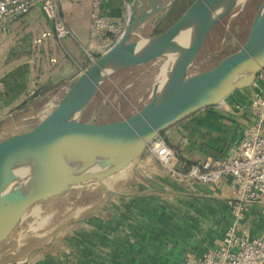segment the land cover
Instances as JSON below:
<instances>
[{
    "label": "water",
    "instance_id": "obj_1",
    "mask_svg": "<svg viewBox=\"0 0 264 264\" xmlns=\"http://www.w3.org/2000/svg\"><path fill=\"white\" fill-rule=\"evenodd\" d=\"M167 1L151 0L142 10L135 6L121 38L67 84L34 126L0 140V244L39 201L96 186L104 195L97 209L110 196L122 195L108 183L134 165L155 137L199 108L218 102L264 68V0L253 14L244 41L203 70L195 68L203 64L198 56L211 29L246 0H193L164 31L143 34L145 24L155 26L150 17L174 2ZM176 46V56H168L169 64L164 71L162 66L143 106L118 120L95 121L98 108L84 117L108 79L126 68L168 55ZM47 86V82L38 85L11 110L30 103ZM7 119H0V126ZM80 219L64 221L55 234L33 247L24 261ZM22 262L9 259L2 264Z\"/></svg>",
    "mask_w": 264,
    "mask_h": 264
},
{
    "label": "crops",
    "instance_id": "obj_2",
    "mask_svg": "<svg viewBox=\"0 0 264 264\" xmlns=\"http://www.w3.org/2000/svg\"><path fill=\"white\" fill-rule=\"evenodd\" d=\"M144 1L106 0L101 9L112 20L128 19L135 6L144 9ZM61 7L73 36L57 38L46 28L42 34L48 36L42 45L35 47V36H31L32 49L28 35L15 42L18 38L11 29L21 22L16 19L20 16L12 18L0 32V37H6L0 45V50H5V56H0V118L10 116L11 111L20 112L26 106L11 109L42 83H49L51 89L41 92L38 99L59 93V89H52L55 86L62 88L63 94L67 84L90 64L82 48V43L89 40L90 1H66ZM52 39L59 46L53 45ZM8 47L15 51L9 59ZM45 47L48 52L54 50L50 57L53 62L36 66L38 62L32 57H38L39 52L34 51H44ZM249 103L250 88H237L163 130L160 137L182 153L173 161L174 167L205 156L227 157L253 119ZM44 106L23 117L30 122L39 120L37 113ZM108 184L123 194L110 196L104 206L94 209L104 200L103 195L97 206L78 216L80 221L64 228L52 244L24 261L26 253L18 260L24 263L12 264H182L186 255L195 257L218 248L231 229L248 236H264V214L257 208L236 219L228 183H201L182 173L171 175L148 149Z\"/></svg>",
    "mask_w": 264,
    "mask_h": 264
},
{
    "label": "rangeland",
    "instance_id": "obj_3",
    "mask_svg": "<svg viewBox=\"0 0 264 264\" xmlns=\"http://www.w3.org/2000/svg\"><path fill=\"white\" fill-rule=\"evenodd\" d=\"M250 1L252 2L255 0ZM144 2L147 4L145 3L142 8H146L151 0H145ZM161 2L164 4L168 1L161 0ZM258 4L259 2H257V4L252 2L244 12L237 15L235 14L236 12L233 11L231 16L232 22L228 30H225V25L222 24L224 21V23H226V17L211 29L199 55L200 61L205 58L204 63L195 68L196 70L209 68L223 55L233 51L235 47H238L240 43L244 41ZM237 6H239V4ZM170 7L171 6L160 9L154 16L150 17L149 20L152 25L155 24L157 26L159 20L168 14ZM16 19L21 20V22L15 25L16 27L13 25L11 29V31L15 33L14 37L16 39L18 38L15 42H18L22 35H28L31 40V48V36H35L33 45L36 47L42 45L45 41L43 38L48 36H43L42 34L46 28L50 33L53 32L49 29L42 11L37 8H32ZM10 20L11 19L0 25V32L5 30V25L10 24ZM152 28L151 25H146L142 29V33L152 34L155 30ZM3 37L5 36L3 35L0 37V45L3 44ZM39 38H41V40H39ZM234 38H236V41L233 40ZM52 41L53 45L59 46L54 39H52ZM85 43L86 45L89 44L88 41H85ZM46 50H48L47 47H45L44 51H34L39 52L37 54L38 57H32L38 62V64H35L36 66L39 65L43 67L53 62L50 57L54 55V50L51 52ZM0 52H2L0 55L1 57L5 56V50H0ZM6 53L9 55L7 56L8 59L13 57L12 54L15 53L14 48L8 47ZM167 61L168 55H164L149 63L126 68L115 74L111 79H108L103 84L101 91H99L94 98L95 101H92L90 104L91 106L89 105L90 108L99 109V115L95 117V121L118 120L143 106L149 99L155 79L158 77L162 66L168 63ZM89 63L92 62L89 60ZM247 87L242 86L238 87V89H245ZM47 89H51L50 86H47L42 92H45ZM52 89H59V93L56 91V93L52 94L51 92L43 99H38L37 97V99H34L36 100L34 103H31L29 107H27L29 104L25 105L26 107H23L20 112L19 110L16 112L11 111V115L7 116L8 119L0 126V140L9 134L21 132L34 126L41 118H39V120L36 118L35 121H25L22 123L24 120L23 116L33 113L39 107H43L44 104V108L49 106L48 109H50V107H52L50 104L55 103L62 94V88L55 86ZM44 115L45 113L43 116ZM89 115L90 114H88L87 117ZM84 116L86 117V114ZM10 126L11 128H9ZM121 183H124V181H121ZM102 199L103 192H101L99 188L96 186H88L72 191L67 197H56L52 200L47 199L35 203L32 205L35 209L30 207L20 220L18 226H16L9 237L0 244V264L9 259L18 261L24 258L26 253L33 247L41 245L55 234L64 221L83 215L87 209L97 206ZM38 209L41 210L37 211ZM32 212L34 213L32 214Z\"/></svg>",
    "mask_w": 264,
    "mask_h": 264
},
{
    "label": "built area",
    "instance_id": "obj_4",
    "mask_svg": "<svg viewBox=\"0 0 264 264\" xmlns=\"http://www.w3.org/2000/svg\"><path fill=\"white\" fill-rule=\"evenodd\" d=\"M66 1L83 0H0V25L37 8L42 11L49 29L57 38L73 36L72 28L61 15L62 3ZM88 1L89 44L82 43V48L88 60L94 62L98 57L95 53L100 52V56L121 38L128 19L112 20L104 15L101 7L106 0ZM249 88L248 107L253 119L234 142L227 157L217 159L205 156L174 167L173 161L182 156L179 147L170 146L160 135L149 145L150 152L171 175L182 173L201 183H228L237 220L253 208L264 214V68L254 76ZM45 108L38 113L39 118L45 113ZM182 264H264V236H248L231 229L218 248L195 257L186 255Z\"/></svg>",
    "mask_w": 264,
    "mask_h": 264
},
{
    "label": "trees",
    "instance_id": "obj_5",
    "mask_svg": "<svg viewBox=\"0 0 264 264\" xmlns=\"http://www.w3.org/2000/svg\"><path fill=\"white\" fill-rule=\"evenodd\" d=\"M193 0H175L168 10V14L159 20L157 23L154 33L157 34L164 31L168 28L174 21H176L185 8L192 2ZM153 29V28H152ZM23 107V106H22ZM129 115V114H128ZM85 117V116H84Z\"/></svg>",
    "mask_w": 264,
    "mask_h": 264
},
{
    "label": "flooded vegetation",
    "instance_id": "obj_6",
    "mask_svg": "<svg viewBox=\"0 0 264 264\" xmlns=\"http://www.w3.org/2000/svg\"><path fill=\"white\" fill-rule=\"evenodd\" d=\"M260 1L261 0H255V1H252L253 3H256L257 4V2H259L260 3ZM251 1L250 0H246L245 1V3L243 4V5H241V4H239V6H237L236 7V9L234 8L233 10H232V12L233 11H235L236 13V15L237 14H239V13H242V12H244L245 11V9H247L249 6H250V4L252 3H250ZM160 3H162L161 2V0H160ZM232 14H229L228 16H226V23H224V22H222V24H224L225 25V30H228V28H229V25L231 24V22H232ZM221 22V21H220ZM208 37V36H207ZM206 40H207V38H206ZM205 43H206V41H205ZM198 59L200 60V58H199V56H198ZM204 60H205V58L202 60L203 61V63H204ZM95 101V99L93 100V102ZM91 106V105H90ZM92 109H93V107H89L88 106V108H87V110H86V115H88L91 111H92ZM89 112V113H88Z\"/></svg>",
    "mask_w": 264,
    "mask_h": 264
},
{
    "label": "bare ground",
    "instance_id": "obj_7",
    "mask_svg": "<svg viewBox=\"0 0 264 264\" xmlns=\"http://www.w3.org/2000/svg\"><path fill=\"white\" fill-rule=\"evenodd\" d=\"M127 22H128V20H127ZM156 26V25H155ZM155 26L153 27V28H155ZM88 41V40H87ZM113 46V45H112ZM111 46V47H112ZM110 47V48H111ZM109 48V49H110ZM178 48H179V46H176V47H173V49L172 50H169V51H167V53L169 52L170 54H168V56L170 55V58L171 59H173L175 56H176V53L178 52ZM166 67H167V65L165 64L164 66H163V69H162V71H164L165 69H166ZM252 80H253V77L252 78H249V79H247L246 81H244L240 86H238V87H247V86H249L250 84H251V82H252ZM101 91V90H100ZM56 103V102H55ZM55 103H51V105H54ZM93 109H95V108H93ZM92 109V110H93ZM92 112V111H91ZM90 114V113H89ZM25 121H27V119H25L24 118V120L22 121V123H24ZM150 145V144H149ZM149 145L147 146V148L146 149H148L149 150ZM145 149V150H146ZM150 151V150H149ZM48 174H50V173H48Z\"/></svg>",
    "mask_w": 264,
    "mask_h": 264
}]
</instances>
